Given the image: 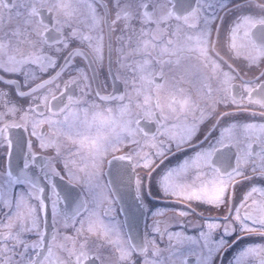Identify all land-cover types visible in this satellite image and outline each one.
I'll return each instance as SVG.
<instances>
[{
	"label": "flooded vegetation",
	"instance_id": "flooded-vegetation-1",
	"mask_svg": "<svg viewBox=\"0 0 264 264\" xmlns=\"http://www.w3.org/2000/svg\"><path fill=\"white\" fill-rule=\"evenodd\" d=\"M0 264H264V0H0Z\"/></svg>",
	"mask_w": 264,
	"mask_h": 264
}]
</instances>
